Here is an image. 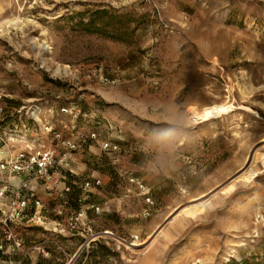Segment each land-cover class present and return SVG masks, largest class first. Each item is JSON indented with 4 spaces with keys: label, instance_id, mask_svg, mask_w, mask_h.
<instances>
[{
    "label": "rangeland",
    "instance_id": "obj_1",
    "mask_svg": "<svg viewBox=\"0 0 264 264\" xmlns=\"http://www.w3.org/2000/svg\"><path fill=\"white\" fill-rule=\"evenodd\" d=\"M0 151V264H264V0H0Z\"/></svg>",
    "mask_w": 264,
    "mask_h": 264
},
{
    "label": "bare ground",
    "instance_id": "obj_2",
    "mask_svg": "<svg viewBox=\"0 0 264 264\" xmlns=\"http://www.w3.org/2000/svg\"><path fill=\"white\" fill-rule=\"evenodd\" d=\"M229 108L230 106H225L224 104L216 103L205 107L202 111L195 110L194 112L191 113V116L196 120L208 121L216 117H221L224 114V112H226ZM2 156H3V152L0 151V160ZM260 157L262 158V161L264 163V154H261ZM210 205H211V201L205 200L193 206H188L184 208L181 212L183 213V215L187 217H194L198 214H201Z\"/></svg>",
    "mask_w": 264,
    "mask_h": 264
},
{
    "label": "built area",
    "instance_id": "obj_3",
    "mask_svg": "<svg viewBox=\"0 0 264 264\" xmlns=\"http://www.w3.org/2000/svg\"><path fill=\"white\" fill-rule=\"evenodd\" d=\"M55 163V153L53 150H39L30 158L29 164L37 168L41 174H45Z\"/></svg>",
    "mask_w": 264,
    "mask_h": 264
},
{
    "label": "snow or ice",
    "instance_id": "obj_4",
    "mask_svg": "<svg viewBox=\"0 0 264 264\" xmlns=\"http://www.w3.org/2000/svg\"><path fill=\"white\" fill-rule=\"evenodd\" d=\"M221 111H222V109H221Z\"/></svg>",
    "mask_w": 264,
    "mask_h": 264
}]
</instances>
